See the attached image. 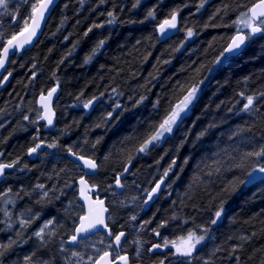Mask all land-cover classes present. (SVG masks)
<instances>
[{
	"label": "trees",
	"instance_id": "16d2710c",
	"mask_svg": "<svg viewBox=\"0 0 264 264\" xmlns=\"http://www.w3.org/2000/svg\"><path fill=\"white\" fill-rule=\"evenodd\" d=\"M252 2L205 0L197 10L201 0H140L136 8L132 7L135 0L60 1L33 48L10 60L12 77L0 90V164L16 161L0 183V192L11 189L7 197L0 196V209L9 213L0 211V244L15 241L0 257V264H24L25 256L34 253L33 264H78L73 251L83 257L79 264H91L88 257L95 259L98 251L107 248L109 242L102 235L74 249L65 245L81 214L76 182L83 175L68 157L69 147L100 164L99 173L89 182L98 184V194L106 198L110 228L127 233L123 253L129 256V264L161 260L164 264H204L205 260L262 264L264 181L251 185L240 181L246 169L264 165V158L244 159L246 152L264 146V98L258 96L264 92V34L249 39L237 56L221 57L216 63L236 32L233 21ZM10 3L7 13L0 10L5 39L20 31L24 14L32 8L16 9ZM151 9L155 20L145 19ZM174 9L180 10V30L161 39L158 23ZM108 12L115 17L113 23H108L112 19ZM188 28L193 35L186 38ZM102 40L104 44L97 48ZM93 49H97L94 55ZM193 85H199L197 97L173 132L148 151L135 152L149 130L154 131ZM54 86L60 89L54 104L56 126L45 132L35 99ZM241 92L258 96V112L241 111L246 103ZM89 100L93 103L85 109ZM41 141L44 145L55 141L57 147L43 146L29 155L28 149ZM126 165L129 171L124 172ZM118 173H123L122 184L139 189L136 209L120 208L122 202L128 203L125 191L111 197ZM159 182L161 194L144 210L145 194ZM5 199L14 203L5 204ZM217 211H221L219 219ZM21 219L29 221L23 228ZM49 220L53 223L42 241L35 233ZM189 230L205 235L193 257L176 256L170 246L162 252L148 251L154 244H163L164 237L178 240ZM101 239L99 249H81ZM234 246H239L235 252Z\"/></svg>",
	"mask_w": 264,
	"mask_h": 264
},
{
	"label": "snow or ice",
	"instance_id": "6c2138e0",
	"mask_svg": "<svg viewBox=\"0 0 264 264\" xmlns=\"http://www.w3.org/2000/svg\"><path fill=\"white\" fill-rule=\"evenodd\" d=\"M27 2V0H26ZM101 3H104V0H100ZM205 0H201L199 8H202L204 6ZM52 3V0H36L35 3H32L31 13L27 18L23 19V27H21L19 32H13L12 35L8 36L5 39V34L3 32H0V69H4L7 62L10 61V57L12 55H15L17 52L21 51L25 45H29L33 42V38L37 35L38 30L41 27V21L45 18V13L49 9L50 4ZM140 4V0H135V3L132 5L133 8H136ZM9 7V0H0V10H3V13H7ZM225 7H227L225 5ZM238 7H244V5H238ZM179 9H174L169 13V16L165 18L162 22L158 23L157 26V32L159 33V37L161 39L167 38L170 30H177L179 31L178 27V16H179ZM219 11V9H218ZM108 16L112 17L108 21V23H113L115 20V17L112 12H108ZM156 19V13L154 9H151L148 11L147 16L145 19ZM12 19L14 22L19 23L17 21V17L15 15L12 16ZM233 24L236 26L237 31L236 34L231 37L230 43L227 45V47L224 48V50L220 53V56L217 57L216 63L221 62V57L227 58L225 54H234L238 52L241 47L245 44L247 40H249L251 37L257 35V34H264V0H254L250 4V6L246 7L245 11H241L239 15L237 16L236 20L233 21ZM95 27H102V25H95ZM247 29V33H245L243 30ZM90 28L88 31H91ZM87 35V33H85ZM193 35V30L191 28L187 29V37H191ZM67 39V37H65ZM104 44V41H100L97 48L101 47ZM97 49H93V55L95 54ZM88 59H91V56L88 57ZM87 63V60L85 61ZM10 75V74H9ZM8 77L5 76L4 80H7ZM3 81H0V84H2ZM199 85H193L190 90H188L187 95L183 97V99L178 103L175 107H173L163 118L162 122L159 123L158 126L155 127L154 131L149 130V134L146 136V138L143 139V141L139 144V146L135 149V152L137 153H144L149 150L150 146L155 145L159 141H161L162 138L165 137L166 133H171L173 131V126L178 124V121L181 120V113L185 112L188 109V106L192 103L194 98L196 97V92ZM57 92V88L53 87L51 90L47 92V94L41 93L40 95V106L43 109V113H38V118L41 120L46 121V126L51 127L53 126V118L55 116V113L52 109V99L54 94ZM240 96L243 98V100L246 101V103H243V107L241 108L242 112H246L249 114H253L255 112H258L259 109L256 107V101L258 99V96L260 98H264V92H261L256 95H245L243 92L240 93ZM93 99H96L95 97ZM144 97H141V100H143ZM93 101L89 100L84 103V108L87 109L92 105ZM153 107H156L154 105ZM112 114L109 113L108 116H111ZM25 120H28L29 117L25 116ZM33 123H36V121H32ZM250 130V129H249ZM203 135V133H201ZM99 141H97L98 143ZM43 146H46L48 148H56L57 144L56 142L49 143L47 145H44V142L41 141L40 143H37L34 147H31L28 149V154L32 155L37 152L38 149L42 148ZM92 147H95V144L92 145ZM67 153L70 157H74L75 161H78L79 163L76 164V167L78 169L87 170L84 172L83 175L79 178V185H80V198L84 201L83 205H78V209L80 211V215L78 217V223H76L72 235L69 237L67 243L68 244H78L80 237L84 236V234L87 233H99L101 229H103L109 237H112V243H109L107 245V248L100 253L95 259H93L92 256L88 257V261H91V264H129V256L127 254L121 255V245H122V238L125 237L124 232H120L119 234H115L113 230L110 228L109 224L106 222L111 217H106L105 213L108 212V208L105 207L104 200L102 199H92V195L95 193V191L99 188V185L96 183H90L89 181L99 173L100 170V164L92 158L91 156H85L81 154L80 152L73 151L72 147L67 148ZM247 158H256L257 160L264 158V146H261L260 150L258 151H249L244 154V159ZM107 159V157L105 158ZM133 159L132 155L128 156V164H131V161ZM187 161H185L186 163ZM16 163V161H13L10 164H0V177L4 176V170L8 168H12L13 165ZM175 161H173V164ZM214 163H217L214 161ZM237 167H242L243 165H236ZM210 169L212 166H208ZM171 169V165L169 166V170ZM219 167L215 168V171H219ZM129 171V168L127 165L124 168V172ZM168 172L165 171L164 175L167 176ZM209 175L212 174L211 171L208 173ZM264 165L257 164L255 167H252L251 170L246 169L245 178L240 181V183L245 182H254L256 180H262L264 181ZM85 176H88V179H85ZM123 176V173H118L115 176V187L117 188H123L124 185L121 183V177ZM38 187L43 188V185H38ZM111 187V185H109ZM160 188V185L157 184L155 187L152 188L150 192H148V199L151 200L153 195L158 191ZM11 192V189H8L7 192H0V196L7 197L8 193ZM44 195L46 196L47 193L45 192ZM5 204L8 203H14V201L5 199ZM147 203V201H145ZM0 211L4 212L5 216H8L9 213L6 209H0ZM222 211V208H221ZM221 211H217L215 213V216L217 219L221 216ZM131 219L135 220L136 217L133 216ZM29 221L20 220V226L23 228L25 227ZM53 221L49 220L39 231L35 233V235L40 238L43 241L45 229L51 225ZM145 223H150V221H146ZM212 223H217V220H212ZM164 224L159 225V227H164ZM9 227L11 225L9 224ZM155 234L157 236H160L161 233L153 229ZM205 233L207 232V229L203 230ZM205 239V235L200 234L198 235L195 230H189L187 232L186 236L180 237L178 240L170 241L166 237L163 238V244H154L152 248L148 249V251L153 250H159L161 248H168L169 246L173 249H175V252L173 253L176 256L179 257H193V253L197 250V246L200 245ZM241 240H248L249 237L241 236ZM15 243V241H9L8 244H0V257H3L5 255V252H7L12 244ZM100 243L103 244L104 240L101 239ZM113 245L115 247L113 248ZM237 247H233V252L237 250ZM107 249H112V251H109ZM65 249L63 248V245L61 246V251L63 252ZM140 249H137V253L139 254ZM35 253L33 254V256ZM214 255V253H213ZM33 256H25L24 258V264H33ZM72 257L78 258V264L79 260H82L83 257L79 252L73 251L71 253ZM237 261H239V257H236ZM36 264H49L48 261H36ZM159 264H164V261L161 260ZM204 264H209L208 260L204 261ZM262 264H264V261H262Z\"/></svg>",
	"mask_w": 264,
	"mask_h": 264
},
{
	"label": "water",
	"instance_id": "95a60500",
	"mask_svg": "<svg viewBox=\"0 0 264 264\" xmlns=\"http://www.w3.org/2000/svg\"><path fill=\"white\" fill-rule=\"evenodd\" d=\"M60 1H61V0H52V3L50 4L49 9H48V10L46 11V13H45V18H44V20L41 21V27H40V29L38 30L37 35L33 38V42H32L31 44H29V45H25V47H24L21 51L17 52L15 55H12V56L10 57V60H11L13 57H20L24 52L29 51V50H31V49L33 48V46L36 44V42H37V41L39 40V38L41 37V35H42V33H43L44 29H45L46 23H47L48 19L50 18V16H51L53 10L58 6V4L60 3ZM174 33H175V30H170L167 38H169V37H170L171 35H173ZM235 34H236V33H235ZM235 34H234V35H235ZM261 35H262V34H257V35H255V36H253V37H251V38L254 39V38H257V37H259V36H261ZM164 39H166V38H164ZM230 41H231V38H230L229 42L227 43V45L230 43ZM247 41H248V40H247ZM247 41L245 42V44L241 47V49H240L238 52H236V53H234V54H231V55H229V54H225L226 57H235V56H237L238 54H240V53L243 51V49L245 48ZM227 45H226L225 47H227ZM223 50H224V49H223ZM9 64H10V61L6 63L4 69H0V81H3V83L0 84V90L6 88V86L9 84V82H10V80H11L12 72L9 71ZM9 74H10V75H9ZM5 76L8 77L7 80H4V77H5ZM54 87L57 88V92H56V93L54 94V96H53V99H52V105H51V106H52V109H53V111H54V113H55V116H54V118H53V126H51V127H47V126H46V121L41 120L42 123L44 124V129H45L46 132L53 130V129L55 128V126H56L57 116H56V112H55V110H54V104H55V102L57 101V99H58V97H59L60 89H59L58 86H54ZM52 88H53V87H52ZM52 88H51V89H52ZM51 89H50V90H51ZM48 91H49V90H48ZM48 91H47V92H48ZM47 92H45V93H43V94L46 95ZM40 95H41V94H39V95L36 97V99H35V103H36V107H37L38 109H40V114H42V113H43V109H42L41 106H40ZM68 157H69L74 163H76V164L79 163L78 161H75L74 157H70L69 155H68ZM3 164H6V163H3ZM10 169H11V168H8V169H5V170H4V176H3V177H0V183L4 180L6 171H8V170H10ZM86 171H87V170H83V171H82L83 174H84V172H86ZM261 175H264V174H261ZM87 177H88V176H85V179H86ZM257 181H258V180L254 181V182H251V183L247 182V184H248V185H251V184H253V183L257 182ZM157 184L160 185V188H159L158 191L153 195L152 199H151V200L148 199V193H147V195H146V197H145V201H147V203H145V201H144V209H145V210L147 209L148 205H149L150 203H152V202H153V201H154V200H155V199L161 194V192H162L163 184H162V183H156L153 187H155ZM79 189H80L79 180H77V194H78L77 201H78L79 205H83V204H84V201L80 198V191H79ZM151 190H152V189H151ZM151 190H150V191H151ZM150 191H149V192H150ZM96 192H97V190L95 191V193H96ZM95 193H94V194H95ZM94 194H93V195H94ZM93 195H92V196H93ZM97 198H98L97 196H96L95 198L92 197L93 200H95V199H97ZM98 199H100V198H98ZM102 200H104L105 207H107V206H106V201H105V199L102 198ZM108 215H109V209H108V212L105 213V216H106V217H108ZM106 222H107V221H106ZM121 232H124V233H125V237L122 238V245H123L124 242H125L126 239H127V233H126L125 231H121ZM99 233H101V234H103L104 236H106L108 240H111V239L113 240V238H112V237H109V236L107 235V233H106L103 229H101V230L99 231ZM99 233H87V234H84V236H82V237H80V238H78V239H79V241H82V240H85V239H87V238H89V237H92V236H94V235H96V234H99ZM119 233H120V232H119ZM119 233H118V234H119ZM67 241H68V240H66V246L69 247V248H74V247H76V246L78 245V244H68ZM122 245H121V247H122ZM113 247H115V245H113ZM161 250H162V249H159L158 251H161Z\"/></svg>",
	"mask_w": 264,
	"mask_h": 264
},
{
	"label": "rangeland",
	"instance_id": "374dc122",
	"mask_svg": "<svg viewBox=\"0 0 264 264\" xmlns=\"http://www.w3.org/2000/svg\"><path fill=\"white\" fill-rule=\"evenodd\" d=\"M36 2V0H27V2H26V0H12L11 1V3H10V6L11 5H13L14 6V8H18L19 6H25L27 9H29L30 8V5L32 6V3H35ZM29 11L30 10H28V14H29ZM24 12H25V9L22 11V14H21V16H23V14H24ZM28 14H27V12L24 14V18H27L28 17ZM30 15V14H29ZM235 30L237 31V28L235 27ZM245 33H247V29H244L243 30ZM196 97H197V94H196ZM195 97V98H196ZM195 98H194V100H195ZM193 100V101H194ZM193 101H192V103H193ZM180 103V102H179ZM192 103L188 106V109L185 111V112H183V113H181V118L184 116V115H186L188 112H189V110H190V108H191V105H192ZM38 113H39V111H38ZM38 120L41 122V120L38 118ZM178 123H179V121H178ZM176 127V125H174L173 126V130H174V128ZM173 132V131H172ZM171 132V133H172ZM171 133H166L165 134V137L164 138H162L161 139V141H159L158 143H156V144H159V143H161L167 136H169ZM155 144V145H156ZM124 185V184H123ZM128 186V185H127ZM124 188H125V190H124ZM126 189L128 190L127 192H126ZM119 190H123V192L125 191V195L127 194V196L128 197H126V199H127V201H128V203L126 202V201H124V202H122L120 205V208H127V209H129V210H131V209H136L137 208V202H136V199L137 198H135V196L137 195V193H139V189L138 188H135V189H129L128 187H126V185H124V187L123 188H117V189H114V193H110V195H111V197H115V195H117L118 194V191ZM113 200H115L116 201V199L114 198ZM114 208H116V206H114ZM48 229H46V231H47ZM102 244L100 243V241H96V242H89V244L86 246V245H84V247H81V249L83 248V250H85L86 252H91V250H93V248H94V250L95 249H99L100 248V246H101ZM106 249V248H105ZM104 249V250H105ZM101 252V251H100ZM100 252L98 251V253L100 254ZM185 258V257H184Z\"/></svg>",
	"mask_w": 264,
	"mask_h": 264
},
{
	"label": "flooded vegetation",
	"instance_id": "af4514ba",
	"mask_svg": "<svg viewBox=\"0 0 264 264\" xmlns=\"http://www.w3.org/2000/svg\"><path fill=\"white\" fill-rule=\"evenodd\" d=\"M42 125H43V127H44V124L42 123ZM45 131V130H44ZM46 132V131H45ZM123 178V177H122ZM113 189H117V187H115V183H114V185H113V187H112ZM126 191H128L127 189H126ZM123 192V190H119L118 191V193L119 194H121ZM97 195L98 196H100L98 193H97ZM95 197V196H94ZM102 197V196H101ZM105 200H106V198H105ZM107 203V202H106ZM126 242V241H125ZM125 242H124V244L122 245V247H121V252H120V254L121 255H123L124 253H123V247H124V245H125ZM111 243H112V241H111Z\"/></svg>",
	"mask_w": 264,
	"mask_h": 264
}]
</instances>
